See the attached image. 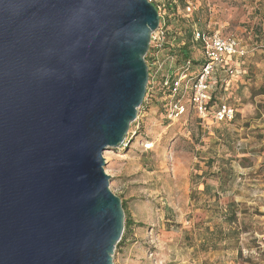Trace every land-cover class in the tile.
<instances>
[{
  "label": "water",
  "instance_id": "water-1",
  "mask_svg": "<svg viewBox=\"0 0 264 264\" xmlns=\"http://www.w3.org/2000/svg\"><path fill=\"white\" fill-rule=\"evenodd\" d=\"M149 0H0V264H114L104 152L146 100Z\"/></svg>",
  "mask_w": 264,
  "mask_h": 264
},
{
  "label": "rangeland",
  "instance_id": "rangeland-1",
  "mask_svg": "<svg viewBox=\"0 0 264 264\" xmlns=\"http://www.w3.org/2000/svg\"><path fill=\"white\" fill-rule=\"evenodd\" d=\"M154 3L168 49L189 44L191 59L201 62L191 34L199 27L234 35L253 52L223 93L238 111L233 121L196 113L169 119L158 79L154 99L130 126L128 147L104 152L110 190L133 222L114 264H264V0ZM168 49L159 57L169 65Z\"/></svg>",
  "mask_w": 264,
  "mask_h": 264
},
{
  "label": "built area",
  "instance_id": "built-area-1",
  "mask_svg": "<svg viewBox=\"0 0 264 264\" xmlns=\"http://www.w3.org/2000/svg\"><path fill=\"white\" fill-rule=\"evenodd\" d=\"M154 3V0H149ZM192 5H188L186 11L193 13ZM161 16V14H160ZM193 39L200 42L202 47V63L195 64L194 60L188 59L183 64H178L174 56H169V70L163 74L161 91L164 99V108L167 117L171 120L196 113L201 120L209 118L208 101L210 97L209 89L213 73L218 67L229 68L236 58H243L249 55L250 51L246 45L241 43L234 35L223 36L220 32H208L194 28ZM149 56L153 63L149 66V84L147 88V100H153V92L156 90V75L165 66V61L160 60L159 55L168 49V30L160 22L159 29L152 34L150 42ZM168 50L174 51L173 48ZM155 69V70H154ZM234 75V70H230ZM236 117V110L230 106H222L216 113L217 122L231 121ZM128 147V141L124 142L122 149ZM148 148L151 145H147Z\"/></svg>",
  "mask_w": 264,
  "mask_h": 264
},
{
  "label": "trees",
  "instance_id": "trees-1",
  "mask_svg": "<svg viewBox=\"0 0 264 264\" xmlns=\"http://www.w3.org/2000/svg\"><path fill=\"white\" fill-rule=\"evenodd\" d=\"M155 7L157 8L156 4L154 3ZM158 10V8H157ZM194 31V30H193ZM193 31H191V34H192V39H193ZM199 44H201L200 42H197ZM201 46L203 47V45L201 44ZM247 49L251 52H253L252 50H250L249 46H246ZM190 45L189 44H186V46H184L183 48L180 49V51H177L175 52L174 51H171L170 50L168 51V57L169 56H174L176 57L175 58V61L176 63L180 62L181 64H183L186 60L188 59H191V51H190ZM249 53V54H250ZM249 55L243 57V58H236L234 60V62L232 63V65L227 68V69H223L222 67H218L216 69V71L213 73L212 75V79H211V83H210V89H209V93H210V97H209V101H208V109H209V118L208 119H214L215 120V116H216V113L220 110V108L224 105L226 106H230L232 108H234L233 106H231L229 103H227L225 101V94H223L224 92L227 91V88H228V81L230 79H232V77H237V76H242L245 74V68H243L244 64H245V60L246 58L248 57ZM160 58V57H159ZM163 59V58H161ZM160 59V60H161ZM192 60V59H191ZM146 61L147 63L149 64V66L152 65V63L154 62L153 59L151 57H148L146 58ZM167 61V60H166ZM195 61V60H194ZM203 61V60H202ZM201 62H197L195 61V64L196 65H199L202 63ZM168 67V69H167ZM169 67H170V63L169 65L166 64L165 62V66L163 68V70L161 72H159L157 75H156V78H157V81L158 79L160 80V83H162V80L164 79L163 74L164 73V69H167V71L169 70ZM155 70V69H154ZM230 70H234V75H231L229 72ZM166 71V72H167ZM162 77V78H160ZM159 83V84H160ZM164 95L162 94V97ZM147 103V102H146ZM145 103V104H146ZM144 104V105H145ZM236 110V116H237V109L234 108ZM236 118V117H235ZM234 118V119H235ZM233 119V120H234ZM231 120V121H233ZM203 121V120H202ZM205 121V120H204ZM229 121V120H228ZM228 121H224V122H228ZM224 122H220V123H224ZM219 123V122H218ZM123 205V210H125V206H124V203H122ZM125 213H126V210H125ZM133 222H131V220H129L127 217L125 219V226H126V230H125V234L129 233L133 226H132ZM125 235H123L121 241L119 242L118 246L120 244H122V242L125 241Z\"/></svg>",
  "mask_w": 264,
  "mask_h": 264
},
{
  "label": "crops",
  "instance_id": "crops-1",
  "mask_svg": "<svg viewBox=\"0 0 264 264\" xmlns=\"http://www.w3.org/2000/svg\"><path fill=\"white\" fill-rule=\"evenodd\" d=\"M202 60V59H201Z\"/></svg>",
  "mask_w": 264,
  "mask_h": 264
}]
</instances>
